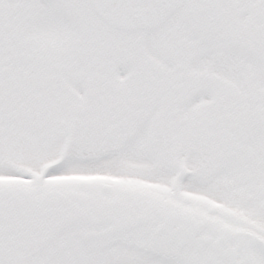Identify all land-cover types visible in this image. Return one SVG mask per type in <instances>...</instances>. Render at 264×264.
Masks as SVG:
<instances>
[{
  "label": "snow or ice",
  "instance_id": "6c2138e0",
  "mask_svg": "<svg viewBox=\"0 0 264 264\" xmlns=\"http://www.w3.org/2000/svg\"><path fill=\"white\" fill-rule=\"evenodd\" d=\"M0 264H264V0H0Z\"/></svg>",
  "mask_w": 264,
  "mask_h": 264
}]
</instances>
